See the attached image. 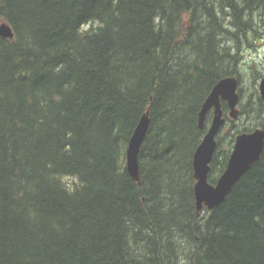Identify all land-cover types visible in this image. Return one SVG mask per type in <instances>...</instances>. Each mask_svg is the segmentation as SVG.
Segmentation results:
<instances>
[{
    "label": "trees",
    "instance_id": "trees-1",
    "mask_svg": "<svg viewBox=\"0 0 264 264\" xmlns=\"http://www.w3.org/2000/svg\"><path fill=\"white\" fill-rule=\"evenodd\" d=\"M263 18L264 0H0V264H264V147L211 210L192 170L202 103ZM238 93L210 184L264 119Z\"/></svg>",
    "mask_w": 264,
    "mask_h": 264
},
{
    "label": "water",
    "instance_id": "water-1",
    "mask_svg": "<svg viewBox=\"0 0 264 264\" xmlns=\"http://www.w3.org/2000/svg\"><path fill=\"white\" fill-rule=\"evenodd\" d=\"M0 36L4 39H12L13 33L7 25L1 24ZM238 87L237 76L221 77L212 87L198 112L197 126L200 130L205 127L204 122L209 111H212V117L206 133L192 156V170L195 180L193 192L197 212L203 208L211 210L218 206L239 178L259 160L264 147L263 120L261 126L253 131L236 135L224 171L215 184L208 182L210 162L217 147L216 136L225 122L221 105L222 102H225L229 117L232 120L237 118V105L240 99ZM257 90L260 99L264 103V77L259 80ZM148 115L149 113L146 111L139 118L128 141L125 154L126 170L135 182H139L138 156L148 131L150 122Z\"/></svg>",
    "mask_w": 264,
    "mask_h": 264
},
{
    "label": "rangeland",
    "instance_id": "rangeland-1",
    "mask_svg": "<svg viewBox=\"0 0 264 264\" xmlns=\"http://www.w3.org/2000/svg\"><path fill=\"white\" fill-rule=\"evenodd\" d=\"M92 25L95 27L97 24L94 23ZM89 27V25H86L83 29L86 30ZM254 32L255 34L251 35L248 39L249 43L242 44L243 47L240 50L241 60L236 65L237 76L240 80L239 87L243 94L242 102L248 100L251 92H258L259 80L264 77V27H257ZM254 78L258 79L253 84L252 81ZM245 118L246 115H239L238 122H246Z\"/></svg>",
    "mask_w": 264,
    "mask_h": 264
},
{
    "label": "flooded vegetation",
    "instance_id": "flooded-vegetation-1",
    "mask_svg": "<svg viewBox=\"0 0 264 264\" xmlns=\"http://www.w3.org/2000/svg\"><path fill=\"white\" fill-rule=\"evenodd\" d=\"M222 111H223V110H222ZM227 111H228V110H227ZM227 111H226V112L223 111V118H224V120H225L224 124H228V120H231V119L229 118L228 114H227ZM211 116H212V112L209 111L208 114H207V116H206V119H205V121L207 122L206 124H209V123H210ZM237 117H238V116H237ZM216 143H217V141H216ZM216 148H217V147H216Z\"/></svg>",
    "mask_w": 264,
    "mask_h": 264
},
{
    "label": "bare ground",
    "instance_id": "bare-ground-1",
    "mask_svg": "<svg viewBox=\"0 0 264 264\" xmlns=\"http://www.w3.org/2000/svg\"><path fill=\"white\" fill-rule=\"evenodd\" d=\"M3 24V23H2ZM1 25V24H0ZM8 26V25H7ZM10 28V26H8ZM258 79V78H257ZM256 80V79H255ZM235 121V120H234ZM207 122L205 121L204 124H206ZM197 124H198V120H197ZM197 148V147H196ZM195 148V149H196Z\"/></svg>",
    "mask_w": 264,
    "mask_h": 264
}]
</instances>
